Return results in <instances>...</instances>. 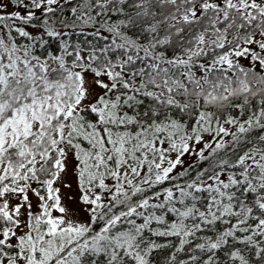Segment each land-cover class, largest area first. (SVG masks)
I'll list each match as a JSON object with an SVG mask.
<instances>
[{"label":"snow or ice","instance_id":"obj_1","mask_svg":"<svg viewBox=\"0 0 264 264\" xmlns=\"http://www.w3.org/2000/svg\"><path fill=\"white\" fill-rule=\"evenodd\" d=\"M0 264H264V0H0Z\"/></svg>","mask_w":264,"mask_h":264}]
</instances>
